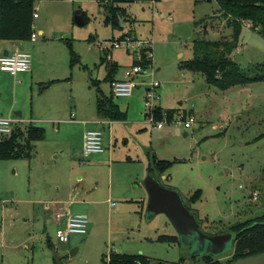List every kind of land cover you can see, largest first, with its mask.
I'll list each match as a JSON object with an SVG mask.
<instances>
[{
	"label": "rangeland",
	"instance_id": "rangeland-1",
	"mask_svg": "<svg viewBox=\"0 0 264 264\" xmlns=\"http://www.w3.org/2000/svg\"><path fill=\"white\" fill-rule=\"evenodd\" d=\"M124 7L135 22L126 18L121 27L114 30L105 24L107 11L99 1H45L37 10L40 18L35 21L37 29L42 27L45 35L35 30L38 41L26 42L30 45L31 69L36 71L35 76L32 80L30 73L23 76V82L17 83L9 74L0 72V116H16L18 111L24 122L31 121L33 116L34 124L52 135L49 123L36 119L70 118L72 111L77 113L76 106L80 109V115L77 114L80 120L95 115L97 89L93 84L98 80L105 94L111 93L110 82L105 81L107 67L101 58L108 54L112 61L119 63V75L125 74V66L130 67L134 59V52L126 48L107 52L106 42L118 39L122 33L150 40L154 50L151 70L154 79L163 84L157 94L163 102L165 100L164 107L180 109L179 100L184 102L185 108L193 104L197 125L185 129L183 124L166 123L163 129H158L147 115L149 86L136 89L131 99L115 98L123 110L134 101L126 112L128 120L140 115L146 122L144 131L135 127L127 130L130 148H139L142 159V163H136V168L142 164L149 167L154 157L174 161L164 174L156 173V178L164 187L179 192L202 230L209 235L228 233L231 226L263 215L264 195L255 202L251 191H264V83L227 92L209 88L203 75L192 77L180 68L183 61L192 58L195 40H219L231 35L232 30L221 17L219 5L214 0H161L154 5L135 2ZM77 11L85 14L84 25L75 21ZM203 20L205 22L196 27ZM178 23L194 28L189 38L174 33ZM5 42L0 40V54L5 51L2 46ZM239 47L232 59L242 67L264 61V36L246 24ZM145 79L149 84L151 78ZM142 80L140 78L139 82ZM190 90L197 97L186 103ZM95 128L88 126V129ZM77 133L76 129L62 125V139L77 138ZM121 137L116 149L118 157L127 151ZM35 150L32 171L37 168L44 171L43 168L53 164L50 151L44 143H39ZM83 159L81 150L80 160ZM30 166L28 159L0 160V264H54L56 255L63 257L65 264H108L112 252L141 254L153 262L166 264H176L182 258L187 260L185 264H204L201 257L192 259L189 247L183 243L158 240L160 236H178V233L165 214L148 215L149 193L145 180L149 172L146 176L144 172L137 181L134 200L125 201L118 194L111 197L116 206L114 211L110 202L105 201L109 198L107 171L100 181L92 174L87 185L89 193L80 192V207L84 200L103 202L91 206L99 209L98 225L92 237H84L75 254V248L69 243L57 241L56 228L45 219L43 207L33 204L32 201L43 196L35 190ZM117 168L122 176L123 173L129 175L127 168L131 167H116L113 184L116 193L122 185L118 182ZM96 181L100 182L97 192L94 191ZM82 186L80 184V188ZM49 241L54 247L49 246ZM232 255L233 250L216 258L227 263Z\"/></svg>",
	"mask_w": 264,
	"mask_h": 264
},
{
	"label": "trees",
	"instance_id": "trees-1",
	"mask_svg": "<svg viewBox=\"0 0 264 264\" xmlns=\"http://www.w3.org/2000/svg\"><path fill=\"white\" fill-rule=\"evenodd\" d=\"M51 0H0V40L26 42L35 33L36 4ZM77 1V0H74ZM104 4L107 10L105 24L112 29L121 27L122 20L130 18L124 4L135 2H160L161 0H96ZM220 8L221 17L232 30L230 36L219 40H195L192 46V58L181 63V67L194 74H201L210 87L228 91L232 88H243L252 84L264 83V61L253 63L246 68L232 59V53L238 48L244 24L250 23L251 28L264 36V0H214ZM76 14H82L77 11ZM85 17V14H82ZM128 18V19H129ZM86 19V18H85ZM199 22L197 26L204 23ZM207 30H205L206 32ZM124 37V36H122ZM71 54L74 51L70 45ZM75 61L74 56L72 62ZM107 65L108 74L105 81L112 84L118 70L117 64L110 63L107 55L102 58ZM97 89L98 116L108 120H124L123 113L114 100V95L105 94L97 81L93 84ZM175 110L163 111L161 107L154 110L157 121L167 117L170 122L177 114ZM46 139L45 129L33 124H16L9 135L0 136V160L31 159L35 154L36 143ZM174 161L157 160L150 164V173L164 174ZM264 176V169H263ZM200 192L195 193L193 201ZM190 210V209H189ZM264 214L230 227L229 232L235 234L233 255L229 262L222 263L213 256H202L204 264H230L231 262L264 252ZM161 242L181 243L179 236L163 235L158 238ZM52 247V245H50ZM192 259L198 257L192 256ZM182 258L176 264H185ZM108 264H166L153 262L151 258L137 254H121L112 252Z\"/></svg>",
	"mask_w": 264,
	"mask_h": 264
},
{
	"label": "crops",
	"instance_id": "crops-1",
	"mask_svg": "<svg viewBox=\"0 0 264 264\" xmlns=\"http://www.w3.org/2000/svg\"><path fill=\"white\" fill-rule=\"evenodd\" d=\"M44 2L45 1H41L36 4L37 14H38L37 10H39V8L44 4ZM146 3H153V5L155 4V2H146ZM124 5H122V7L126 9L127 14L130 16V14L128 13L127 7H124ZM103 7H104V10L107 11L104 4H103ZM39 18H40V15L38 14V17L35 18V21ZM85 18L86 17H84V20H86ZM129 20L130 22H135L134 19L132 20V17L131 19L129 18ZM191 28H192V33H193L194 28L193 27ZM35 30H37L38 34L45 35V30L42 27H39L37 29V23H35ZM127 35H130V34L122 33L120 37L127 36ZM7 41L8 40H6L5 43H2V46L5 49V51L4 53H1L0 56L6 53L8 54L14 53L16 51L30 52V45H28V43L26 42H37L38 39L36 41L30 40L26 42H17V41L7 42ZM239 49L240 47L238 46L236 50L238 51ZM235 51L232 53L231 57H234ZM133 58H134V54H133ZM109 61L112 64L118 65V70L114 75V80L123 78L124 73L122 75H119V71H120L119 63L114 62L111 59H109ZM133 63H134V59H133ZM127 67L128 66H125V69ZM180 68L183 69L181 65H180ZM159 70L160 69H158V71ZM0 72L9 74V77L14 79L15 82L17 83L23 82V79H24L23 76L27 77V75H29L30 73H31V79L33 80L35 73H36L34 69H31L28 72L19 73L15 76L8 72H3L1 70ZM107 74H108V69H107ZM189 74H191L192 77H196V75H199V74H194L192 72H189ZM19 75H21V77L18 78ZM145 77L147 78L148 76H145ZM145 77H143V80L138 88H140L142 85L149 86L146 82ZM148 79L150 78L148 77ZM252 85H255V84H252ZM100 86H101V82H100ZM162 87H163V84L161 85L160 88ZM247 87H244V89H248ZM110 89L112 92L111 83H110ZM232 89H235V88H232ZM232 89L228 91H231ZM191 92L193 93V91L191 90L188 93L189 95L185 100L186 103H188L190 100H193V98L195 99L197 97L196 94L193 95ZM134 94L135 92L130 97H122L120 99H131L133 98ZM115 98L117 97L114 96V100ZM175 101H178V99H176ZM164 102L162 101L161 95L159 94L158 106L161 107L164 112L168 110H175L176 112L191 113L195 116V110L193 108L194 107L193 104H191L192 106L190 105L187 108H185V106H183L184 102L179 100V103L182 106L180 109H167L163 105ZM133 103L134 101H131L129 107H131ZM116 104L119 106L117 102ZM95 106H96L95 107L96 114L90 115L89 117H85L86 119H83V120H80V118L77 117L78 113L80 115L79 106H76L75 108L77 113H75L74 111L71 112L70 118L65 117V118H51V119L50 118L36 119V120H42V122L45 121L49 123V125L52 128L51 129L52 135H48L47 130L44 127H42L45 129L46 139L36 143V149L39 143H44V146L48 147L50 151V157L53 159L51 160L53 164H49L46 166V168H43L45 169L44 171L39 170L38 168L37 170L32 171V168H31L33 167L32 158L35 157V155L37 154V151L35 150V154L33 155V157L31 159H28L30 160V163H31L30 168L33 174L35 185H36L35 190L38 194H41L43 196V199H38L32 202L34 205L40 204L43 207V210L45 213V219H47V222L52 223L57 229V227L61 223L56 221L54 213L60 210L70 211L71 214L73 215L86 216L89 219L88 233L86 235H74L70 238V241L68 242L71 248L72 247L75 248V254L79 252L80 244L83 241L84 237H87L88 235L92 237L93 231L96 229V226L98 225L97 215L99 213V209L97 207L92 209L91 206L99 205L100 203L103 202V201L84 200L82 207H80V192L82 194L89 193L88 192L89 188L87 187V185L91 181L92 174L95 175L96 180L100 181V179L103 180V177H105V170L107 171V178H108L107 193L109 194V198L105 199V201L110 202V208L112 211H114V208L116 206H115V203L111 201V197H113L115 194H118L117 196L120 199H123L125 201L134 200L133 198H135V196L137 195L136 186H135L137 184V181L139 180L140 176L144 172H145L144 176H146L148 172L150 173V169L148 165H146L147 167H145V165L142 164L140 168H136L135 165L137 162L142 163L141 155H139V148L137 147L130 148L129 146L130 141H129L128 134H127V130L132 127H135L137 128V130H141V131L146 130V122L143 120V118L140 115H138L136 119H132V120H128L127 117H126L127 119L125 118L124 120L103 119L98 116L97 102ZM129 107L127 108V110H123L119 106L120 110L125 114L126 112H128ZM18 113H21V112H18V111L16 112V116L20 118L22 116V113L20 116L18 115ZM34 120L35 119L32 116L31 121H26L21 124L30 123V124L35 125ZM62 125L71 127L73 130L76 129L78 132L77 138L67 137L66 139H62L61 138ZM89 125H94V127H96L95 129H100L104 132L105 151L103 153L92 154L91 156L88 157L89 160H86L84 162L83 160H80V151L83 148L84 135H85V132L88 130ZM80 128L82 132L81 137H80ZM105 135H106V139H105ZM185 135L187 136L188 134L186 133ZM119 136H122L121 139L123 140V148H125L127 151L125 155H120L118 157L116 149L119 144ZM140 154H142L141 151H140ZM155 159L156 158L154 157L153 161ZM80 164L82 165V167H80ZM119 165H126L127 167H131V168H127V172L129 175H127V173H123L122 176L120 175V172H119L120 169L117 168L118 169L117 171L119 172L118 175L120 176L118 179V182L122 185H121V188H119L118 192L116 193V190L114 189V186H113L114 173H115L116 167H119ZM152 174L156 176V172H153ZM99 181H96V187L94 189L95 192H97L100 189ZM80 184L84 186L80 188ZM119 210L120 209L116 210V213L118 212V215L121 213V211L119 212ZM90 218L92 219V222ZM172 236H175V235H172ZM48 244L49 246L52 245V247H54V245L50 241L48 242ZM171 244H176V243H171Z\"/></svg>",
	"mask_w": 264,
	"mask_h": 264
},
{
	"label": "built area",
	"instance_id": "built-area-1",
	"mask_svg": "<svg viewBox=\"0 0 264 264\" xmlns=\"http://www.w3.org/2000/svg\"><path fill=\"white\" fill-rule=\"evenodd\" d=\"M37 18L38 14L35 13ZM251 28L250 23H246ZM37 40V33H33L31 41ZM101 45H99L100 47ZM126 48L134 53V63L127 67L123 78L116 79L112 82V93L117 98L130 97L139 87L140 78L148 76L151 78L149 88L146 95L147 115L152 123L158 129H162L166 123L183 124L185 129L193 128L197 125L196 117L191 113L178 112L173 119L168 122L166 116L161 121H157L154 117V110L158 107L159 95L157 89L161 87V83L154 79L153 68L154 50L153 42L150 40H142L127 35L118 39L113 38L106 42L105 50L110 52L114 49ZM107 58L110 56L107 54ZM32 68V55L27 51H16L14 53L4 54L0 56V70L8 72L12 75L28 72ZM24 121L18 116L4 117L0 116V136L9 135L16 124ZM105 151L104 132L100 129H88L84 135L82 155L86 159L92 154L103 153ZM83 159L85 162L86 160ZM264 191L252 190L251 199L258 202ZM55 219L61 224L56 229V239L61 244H66L74 235H86L89 230V219L86 216H78L71 214L70 211L60 210L54 213Z\"/></svg>",
	"mask_w": 264,
	"mask_h": 264
},
{
	"label": "water",
	"instance_id": "water-1",
	"mask_svg": "<svg viewBox=\"0 0 264 264\" xmlns=\"http://www.w3.org/2000/svg\"><path fill=\"white\" fill-rule=\"evenodd\" d=\"M75 21L79 25L85 24L82 14H76ZM174 33L180 37L189 38L192 35V28L186 23H180L175 26ZM18 115L20 116L21 113ZM145 186L149 193V217L158 213L165 214L175 227L181 243L189 247L191 256L220 257L233 250L235 234L232 232L218 235L205 233L177 190L164 187L152 173H149L146 178ZM55 264H65L63 257L56 255ZM230 264H264V252L239 258Z\"/></svg>",
	"mask_w": 264,
	"mask_h": 264
}]
</instances>
